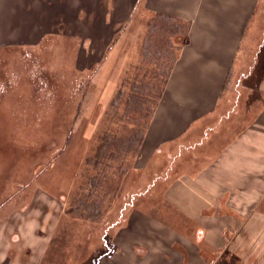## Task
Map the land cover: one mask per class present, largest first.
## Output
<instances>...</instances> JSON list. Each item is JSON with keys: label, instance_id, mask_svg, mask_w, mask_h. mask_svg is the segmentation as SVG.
<instances>
[{"label": "rangeland", "instance_id": "obj_1", "mask_svg": "<svg viewBox=\"0 0 264 264\" xmlns=\"http://www.w3.org/2000/svg\"><path fill=\"white\" fill-rule=\"evenodd\" d=\"M25 5L35 28L48 15V34L16 45L1 39L0 264H31L29 245L41 244L42 264H92L135 208L170 223L160 196H138L153 180L151 166L135 170L136 139L173 58L169 36L183 28L118 20L105 62L104 4L93 20L85 5L77 20L62 17L56 0ZM89 45L102 57L97 66H89Z\"/></svg>", "mask_w": 264, "mask_h": 264}, {"label": "crops", "instance_id": "obj_2", "mask_svg": "<svg viewBox=\"0 0 264 264\" xmlns=\"http://www.w3.org/2000/svg\"><path fill=\"white\" fill-rule=\"evenodd\" d=\"M25 1L0 0V45L3 37L16 45L48 34V15L35 28ZM56 3L74 20L83 5L92 20L105 5V62L117 47L118 20L162 18L183 28L169 36L173 58L142 127L135 169L152 167L153 185L138 196H160L170 223L135 208L91 263L264 264V0ZM137 47L145 55L144 43ZM97 53L89 45V66L100 64ZM44 245H29L26 262L42 264Z\"/></svg>", "mask_w": 264, "mask_h": 264}, {"label": "trees", "instance_id": "obj_3", "mask_svg": "<svg viewBox=\"0 0 264 264\" xmlns=\"http://www.w3.org/2000/svg\"><path fill=\"white\" fill-rule=\"evenodd\" d=\"M139 140H140V137H139L138 139H136V145L138 144ZM130 147H131V146H130Z\"/></svg>", "mask_w": 264, "mask_h": 264}]
</instances>
